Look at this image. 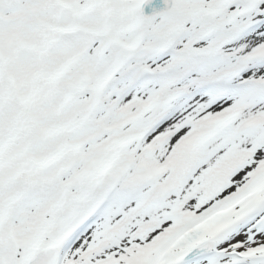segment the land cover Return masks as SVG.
<instances>
[{
	"label": "snow or ice",
	"instance_id": "snow-or-ice-1",
	"mask_svg": "<svg viewBox=\"0 0 264 264\" xmlns=\"http://www.w3.org/2000/svg\"><path fill=\"white\" fill-rule=\"evenodd\" d=\"M0 264H264V0H0Z\"/></svg>",
	"mask_w": 264,
	"mask_h": 264
}]
</instances>
